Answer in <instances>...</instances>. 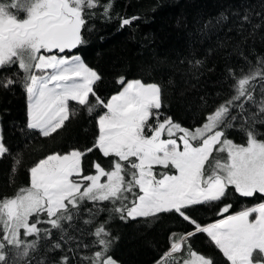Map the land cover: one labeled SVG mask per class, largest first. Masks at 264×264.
I'll list each match as a JSON object with an SVG mask.
<instances>
[{
    "label": "trees",
    "instance_id": "16d2710c",
    "mask_svg": "<svg viewBox=\"0 0 264 264\" xmlns=\"http://www.w3.org/2000/svg\"><path fill=\"white\" fill-rule=\"evenodd\" d=\"M19 1L0 0V12L21 24L28 3ZM74 12L80 41L64 55H79L96 78L84 100L67 101V118L54 131L43 135L27 125V88L41 71L28 72L15 58L0 62V202L30 188V169L40 160L71 151L81 154L75 182L85 186L98 168L108 171L118 163L121 189L100 201L78 200L79 192L51 216L35 212L36 231L18 244L9 242L0 211V264H100L104 255L117 264H182L192 252L210 264H231L204 230L185 235L264 203V193L241 194L226 185L219 197L179 211L129 217L141 194L137 158L120 159L99 148L98 118L129 80L159 91V107H151L142 122L143 137L165 121L194 129L224 110L218 126L196 142L220 132L202 166V180L216 176L218 164L229 161L224 141H264V0H79ZM44 26L31 32L40 34ZM39 53L53 52L43 46ZM179 240L180 249L170 250ZM251 258L264 261L258 251Z\"/></svg>",
    "mask_w": 264,
    "mask_h": 264
},
{
    "label": "rangeland",
    "instance_id": "374dc122",
    "mask_svg": "<svg viewBox=\"0 0 264 264\" xmlns=\"http://www.w3.org/2000/svg\"><path fill=\"white\" fill-rule=\"evenodd\" d=\"M20 1V4L28 3L27 20L21 23L24 27L45 12L56 13L59 7L56 0L54 5L50 0ZM66 1L71 5L67 6V12L75 14L79 0ZM2 13L0 32L14 21ZM43 46L36 30L24 36L11 33L0 41V62L15 58L28 72L41 71L39 75H31L27 88V125L44 135L54 131L67 118L69 99L82 101L91 92L96 73L83 64L79 55L39 53ZM139 86L141 93L138 96L140 90L136 92V88ZM151 107H159L158 87L129 80L107 102L108 112L98 118L99 140L106 134L116 133L102 149L99 148L120 159L137 158L136 183L141 194L129 209V217L147 216L172 207L179 211L184 205L219 197L226 185L234 186L241 194L264 193V141L253 137L245 145L224 141L221 148L229 155V161L218 164L216 176L202 180L203 163L219 142L220 132L211 133L201 144L196 145V142L218 126L224 110L216 111L194 129L165 121L151 136L143 137L142 122ZM122 118L128 120L121 121ZM2 152L0 139V155ZM71 155L52 154L40 160L30 172V188L20 196L0 202L1 220L11 244L20 243L21 236L36 231L31 216L37 211L45 210L51 216L65 206L69 196L79 192L78 200L100 201L120 191L122 173L118 163L108 171L98 168L87 177L84 186L72 178L80 173V161ZM155 166H170L171 171L161 173L154 170ZM247 210L220 219L203 230L231 264H264V261L254 262L251 258L254 251L264 258V206L261 203ZM179 249L180 245L175 251ZM100 258V264H117L109 255ZM182 264H210V259L192 252Z\"/></svg>",
    "mask_w": 264,
    "mask_h": 264
},
{
    "label": "water",
    "instance_id": "95a60500",
    "mask_svg": "<svg viewBox=\"0 0 264 264\" xmlns=\"http://www.w3.org/2000/svg\"><path fill=\"white\" fill-rule=\"evenodd\" d=\"M63 8V0H60L57 13L49 18L52 23L40 32V39L43 45L51 50L53 54L59 56L64 55L66 52L73 51L79 44L81 34V21L74 13H70L71 15L62 21H56L60 18ZM45 16L46 14H41L35 17L32 24L25 27H21L18 23L11 24L10 22L8 29L0 32V40L6 39L10 31H15L17 35H26L27 31L35 29L37 27V22ZM200 230H203V227L198 226L185 236H189ZM179 245L180 240L177 241L170 250H175Z\"/></svg>",
    "mask_w": 264,
    "mask_h": 264
},
{
    "label": "flooded vegetation",
    "instance_id": "af4514ba",
    "mask_svg": "<svg viewBox=\"0 0 264 264\" xmlns=\"http://www.w3.org/2000/svg\"><path fill=\"white\" fill-rule=\"evenodd\" d=\"M49 2H50L51 5H54V4H55V1H54V0H50ZM56 2H59V3H60V0H56ZM63 4H64V8H63V11H62V13H61L60 18H59L58 20H56L57 22L62 21L63 19H65L66 17H68V16L71 15V14H69V12H67V7H66V5H65L64 2H63ZM56 13H57V12H56ZM44 14H46V16L43 17V18H41L42 21H45V22H46V25L44 24L45 26H44L43 30L45 29V27H47L49 24L52 23V21H50L49 18H51V16H53V14H55V12H53V11H51V12H45ZM43 19H45V20H43ZM41 20H39V21L37 22V26H38V24L43 23ZM12 23H18V22L14 20V21L11 22V24H12ZM18 24H19V23H18ZM19 25H20L21 27H24V26H22L21 24H19ZM29 25H31V24H29ZM29 25H27V26H29ZM7 29H8V28H7ZM31 31H32V29H31V30H28L27 33H28V32L31 33ZM11 33L16 34L15 31H10L8 37L10 36ZM27 33H26V34H27ZM16 35H17V34H16ZM0 41H2V40H0ZM52 54H53V53H52Z\"/></svg>",
    "mask_w": 264,
    "mask_h": 264
},
{
    "label": "crops",
    "instance_id": "0c3cea01",
    "mask_svg": "<svg viewBox=\"0 0 264 264\" xmlns=\"http://www.w3.org/2000/svg\"><path fill=\"white\" fill-rule=\"evenodd\" d=\"M74 56H75V55H74ZM80 59H81V58H80ZM72 84H74V83H72ZM138 88H141V87L139 86V87L136 88V92H138L137 90H140V92L137 93V95L139 96L140 93H141V89H138ZM118 93H119V92H118ZM116 94H117V93H116ZM84 96H85V95H84ZM84 98H85V97H84ZM74 100H75V99H74ZM34 108H38V106H35ZM123 110H124V108H123ZM123 116H124V115H123ZM124 120L127 121L128 119H125V118H124V119H123V118L121 119V121H124ZM119 132H120V131H119ZM119 132H118V133H119ZM114 134H116V133L106 134V135L103 137V139H101V140L98 139V144H97V145L102 149V146H103L105 143H107L108 141H110V140H108V139H109L112 135H114ZM146 144H147L148 146L153 147L152 145H150V144H148V143H146ZM73 153H74V154H73ZM70 154H72L71 156L74 155V160H76V161L79 160V161H80V157H81V154H80V153H78V152H76V151H71V152L69 153V155H70ZM66 155H68V154H66ZM39 162H40V161H39ZM39 162H38V163H39ZM64 162H65V160L63 161V163H64ZM38 163H37V164H38ZM37 164H36V165H37ZM36 165H35V166H36ZM35 166H33V167L30 169V172H31V170H32ZM78 174H80V173H78ZM78 174H77V175H78ZM75 184H76V183H75ZM137 185H138V184H137ZM138 187H139V185H138ZM139 188H140V187H139ZM77 189L80 190V186H79V184H78ZM59 195H60V194H59ZM262 204H263V206H264V203H262ZM172 208H175V207H172ZM249 210H250V209H249ZM247 211H248V210H247ZM245 213H247V212H245Z\"/></svg>",
    "mask_w": 264,
    "mask_h": 264
},
{
    "label": "bare ground",
    "instance_id": "6f19581e",
    "mask_svg": "<svg viewBox=\"0 0 264 264\" xmlns=\"http://www.w3.org/2000/svg\"><path fill=\"white\" fill-rule=\"evenodd\" d=\"M63 11V10H62Z\"/></svg>",
    "mask_w": 264,
    "mask_h": 264
}]
</instances>
